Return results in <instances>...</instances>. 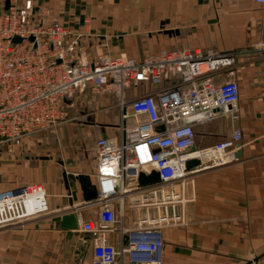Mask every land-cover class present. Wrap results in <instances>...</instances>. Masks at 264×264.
Here are the masks:
<instances>
[{
  "label": "built area",
  "instance_id": "built-area-1",
  "mask_svg": "<svg viewBox=\"0 0 264 264\" xmlns=\"http://www.w3.org/2000/svg\"><path fill=\"white\" fill-rule=\"evenodd\" d=\"M8 1L5 7L0 0V147L11 151L27 137L57 128L71 100L86 89L114 93L121 110L117 133L94 142L97 198L89 205L95 215L80 220L71 234L87 244L89 264H162V230L193 222L185 211L193 200L188 176L237 159L238 127L214 144L186 151L195 146L197 124L240 117L236 79L213 81L232 66L234 54L163 49L140 59L108 52L89 58L81 32L47 20V9L35 10L33 0ZM142 83L160 87L128 92ZM193 158L200 165L188 169ZM151 170L160 182L140 186L139 173ZM47 211L41 184L0 190V227ZM114 233L118 246L110 240Z\"/></svg>",
  "mask_w": 264,
  "mask_h": 264
},
{
  "label": "crops",
  "instance_id": "crops-1",
  "mask_svg": "<svg viewBox=\"0 0 264 264\" xmlns=\"http://www.w3.org/2000/svg\"><path fill=\"white\" fill-rule=\"evenodd\" d=\"M1 1L5 7L9 4ZM33 4L35 10L47 9V20L56 18L81 32L89 58L108 52L140 59L163 49L234 54L232 66L215 73L213 81L236 79L241 86L240 117L233 123L218 117L197 124L195 148L214 144L238 127L240 156L188 176L187 193L193 200L185 211L193 222L162 230V264H264V5L254 0H33ZM159 87L142 83L128 92L142 95ZM87 92L95 94L86 89L76 97L82 100ZM70 119L58 126V136L42 131L11 151L0 147V190L38 183L45 189L48 206L47 212L0 227V264H89V248L81 253L83 241L60 227L63 214L74 212L78 222L95 215L94 206L87 212L91 205L84 202L79 182L67 174H85L95 185L94 142L102 134L115 133L104 127L95 136L87 119L61 140L59 128L75 124ZM71 133L88 140L72 143ZM110 240L118 246L116 233ZM76 251L82 255L79 262Z\"/></svg>",
  "mask_w": 264,
  "mask_h": 264
},
{
  "label": "rangeland",
  "instance_id": "rangeland-1",
  "mask_svg": "<svg viewBox=\"0 0 264 264\" xmlns=\"http://www.w3.org/2000/svg\"><path fill=\"white\" fill-rule=\"evenodd\" d=\"M132 94H136V91L133 90ZM77 95H75L73 98L75 105L70 106L67 109V116H66V120L68 119L69 121V119L71 118L70 120L74 121L75 124L70 125L67 123V125L63 126L64 128L63 127L59 128V134L61 140H65L66 137H68L70 131H76L75 128L76 127L78 128V123L83 124V122L86 121L87 119L92 121L94 125L93 128L92 127L89 128L94 131L95 136L98 135V131L104 129V127H107L106 129L107 130L109 129L110 133H117V129H116L117 125L121 123L120 120L121 110L114 96L108 95L107 91L97 92L94 94V96L89 95V93L87 92L86 93L87 96L82 98V100H80L76 97ZM240 97H241V90H240ZM73 117L75 118V120H72ZM130 123H131V119L127 120V124ZM57 128L52 130L54 132L53 135L56 134ZM70 135H71L70 141L72 143H75L76 140L77 141L79 140L81 143H85L88 140V138L83 137L82 134L81 135L79 134L78 135L79 137L73 136L72 133ZM92 208L93 206H88L87 212H89Z\"/></svg>",
  "mask_w": 264,
  "mask_h": 264
},
{
  "label": "water",
  "instance_id": "water-1",
  "mask_svg": "<svg viewBox=\"0 0 264 264\" xmlns=\"http://www.w3.org/2000/svg\"><path fill=\"white\" fill-rule=\"evenodd\" d=\"M14 41H19V39L14 38ZM102 137H106V134H102ZM193 150H195V146L190 147L186 151H193ZM235 156L237 157L240 156V150H236ZM185 164L188 169H192L195 166L200 165V160L196 158L189 159L186 161ZM67 175H70L71 178L76 179L79 182L85 203L89 204L97 198L96 186L91 183L87 175L85 174H77L75 176H72L71 174H67ZM158 182H160V178H159L158 173L155 170H151V172L148 174H145L144 172H140L138 175V184L142 187L148 186L150 184L158 183ZM77 225H78V219L74 212L63 214L61 218V222H60V227L62 229L67 230L68 233L70 234L71 230L77 228ZM86 247H87L86 243L82 244L79 249L80 252L83 253ZM76 254H77L76 260L78 259V262H79L82 255L78 253L77 251H76Z\"/></svg>",
  "mask_w": 264,
  "mask_h": 264
}]
</instances>
